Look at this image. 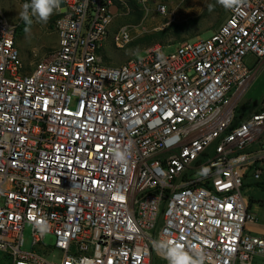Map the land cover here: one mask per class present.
Masks as SVG:
<instances>
[{
  "label": "built area",
  "instance_id": "built-area-1",
  "mask_svg": "<svg viewBox=\"0 0 264 264\" xmlns=\"http://www.w3.org/2000/svg\"><path fill=\"white\" fill-rule=\"evenodd\" d=\"M54 14L57 45L28 69L0 12V264H152L157 239L203 264H264L243 194L264 191V98L239 106L264 62V0L116 67L101 55L112 0H61ZM130 40L127 26L111 37Z\"/></svg>",
  "mask_w": 264,
  "mask_h": 264
},
{
  "label": "rangeland",
  "instance_id": "rangeland-1",
  "mask_svg": "<svg viewBox=\"0 0 264 264\" xmlns=\"http://www.w3.org/2000/svg\"><path fill=\"white\" fill-rule=\"evenodd\" d=\"M119 1H124L126 5H129V1H133L134 7L127 6L125 9H118L112 2V6L115 7V10L112 9V11L115 15L101 55L104 63L113 67L121 65L131 58H141L154 45L165 47V52L168 54L181 42L193 41L196 38H208L217 31L228 15V9L223 13L220 12L223 6L217 0H150L144 5L139 4L137 0ZM26 2H30V0H0V12L10 24L16 26V46L24 65L29 69L55 48L57 37L53 30L54 13L47 23L38 22L35 18L31 25L24 23L19 13L22 10V5ZM209 5H213L211 11ZM160 7H164L165 11L162 12ZM171 24L185 25L186 28L183 29L179 40L174 41L169 37L150 38L151 41L153 40L150 45L139 41L143 37L154 36ZM123 26L129 28L131 40L122 49H117L112 44L111 37ZM253 70V81L241 96L239 106L253 107L264 98V62L259 67L254 65ZM243 194L248 200L264 199V191L256 190L251 185L243 188ZM251 205L254 212L261 209L258 202H253ZM254 214L258 215L259 220L264 216V212ZM22 239V250H32L31 227L29 225L24 226ZM43 243L46 246H53L54 237L46 235ZM261 260V256L255 254L253 264H261ZM152 264H167V261L155 257Z\"/></svg>",
  "mask_w": 264,
  "mask_h": 264
},
{
  "label": "clouds",
  "instance_id": "clouds-1",
  "mask_svg": "<svg viewBox=\"0 0 264 264\" xmlns=\"http://www.w3.org/2000/svg\"><path fill=\"white\" fill-rule=\"evenodd\" d=\"M225 9L235 10L244 4V0H217ZM61 0H30L22 5L19 15L26 25H31L35 18L38 22L47 23L54 11L59 7ZM211 11L213 5H209ZM28 30L27 28L25 29ZM114 158L117 162H126L127 153L121 150L114 152ZM36 227L43 234L48 230L45 223H38ZM152 247L158 255L167 261V264H203L204 254L202 251L192 249L186 250L181 244L171 242L165 239L152 241Z\"/></svg>",
  "mask_w": 264,
  "mask_h": 264
},
{
  "label": "trees",
  "instance_id": "trees-1",
  "mask_svg": "<svg viewBox=\"0 0 264 264\" xmlns=\"http://www.w3.org/2000/svg\"><path fill=\"white\" fill-rule=\"evenodd\" d=\"M114 6H116V8H120V9H125L127 6L129 7H134V2L133 1H129V5H126V3L123 1H119V0H112ZM224 10H226L224 7H222L221 9V13L224 12ZM55 18V17H54ZM185 25L184 24H171L168 27H166L165 29H163L162 31L156 33L154 36L151 37H143L141 38L139 41L140 42H144L145 45H150L152 44L153 40L151 41L150 38H172L174 41H177L180 39V36L182 34L183 29H185ZM17 31V28L15 29ZM253 202V200H250V203ZM249 209V206H248Z\"/></svg>",
  "mask_w": 264,
  "mask_h": 264
},
{
  "label": "crops",
  "instance_id": "crops-1",
  "mask_svg": "<svg viewBox=\"0 0 264 264\" xmlns=\"http://www.w3.org/2000/svg\"><path fill=\"white\" fill-rule=\"evenodd\" d=\"M112 9H114L115 10V7L114 6H112ZM256 189V188H255ZM256 190H258V189H256ZM250 200H253V202H258V206L261 208V209H259L257 212H254V208H253V206L251 205V203H253V202H251L250 203ZM250 200H248V203H249V210L252 212V213H262V212H264V199H261V198H259V199H250ZM255 217H256V219H255V221L254 222H252V223H249L248 225H247V229H248V231L251 233V234H253V235H256V236H264V216H262V218H261V220H259L257 217H258V215H256L255 214Z\"/></svg>",
  "mask_w": 264,
  "mask_h": 264
}]
</instances>
